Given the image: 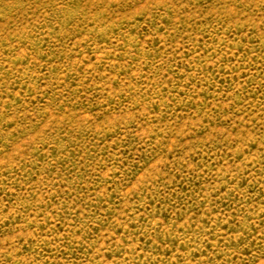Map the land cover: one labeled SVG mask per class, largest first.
<instances>
[{
    "label": "rangeland",
    "instance_id": "374dc122",
    "mask_svg": "<svg viewBox=\"0 0 264 264\" xmlns=\"http://www.w3.org/2000/svg\"><path fill=\"white\" fill-rule=\"evenodd\" d=\"M0 264H264V0H0Z\"/></svg>",
    "mask_w": 264,
    "mask_h": 264
}]
</instances>
